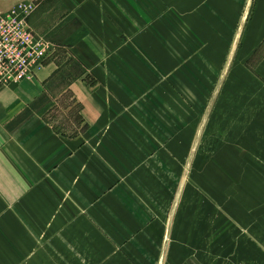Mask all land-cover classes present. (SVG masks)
<instances>
[{
  "label": "crops",
  "instance_id": "1",
  "mask_svg": "<svg viewBox=\"0 0 264 264\" xmlns=\"http://www.w3.org/2000/svg\"><path fill=\"white\" fill-rule=\"evenodd\" d=\"M29 3L32 33L67 46L72 58L0 86V264H188L187 128L171 125L165 95L139 92L154 79L141 81L133 66L125 73L124 50L135 46L104 44L120 37L107 25L122 28L124 1ZM129 18L137 31L130 37L155 39L163 18L210 43L206 53H234L228 116L264 125V0H137ZM146 46L153 56V42ZM183 47H163L165 69ZM65 101L72 105L58 126Z\"/></svg>",
  "mask_w": 264,
  "mask_h": 264
},
{
  "label": "rangeland",
  "instance_id": "2",
  "mask_svg": "<svg viewBox=\"0 0 264 264\" xmlns=\"http://www.w3.org/2000/svg\"><path fill=\"white\" fill-rule=\"evenodd\" d=\"M123 1L125 21L122 28L121 23L115 21L107 25L110 35L119 32L120 37L107 35L104 44L115 42L131 48L135 46L131 52L124 50L125 73L131 77L128 69L133 66L138 74L135 77L141 81L154 79L149 86L144 82L145 86L139 92L165 95L171 105V125L175 127L181 121L180 126L187 128L185 156L188 166L183 167V183H186L183 206L184 213L192 216L191 228L187 231V237H190L188 264H264V125L256 117L228 116V95L233 94L228 78L233 76L234 53L219 57L206 53L204 46L210 47V43L204 44L205 39L193 35L179 21L163 18V22L155 23L156 29L162 32L155 39L130 37L137 31L126 17L130 19L137 0ZM23 2L36 3L37 0H0V10L6 13ZM60 2L65 8L69 7L68 0ZM76 8L82 13L86 10V6ZM148 25L143 22L139 29ZM165 27L171 31V36L168 31L164 34ZM151 41L156 53L148 56L146 45ZM52 45L54 52L45 64L49 60H62L61 57L72 58L67 46ZM180 45H184L183 52L172 51L165 69L163 47L178 48ZM217 58L218 68L212 69L210 65ZM251 62L255 63L254 60ZM62 88L57 86L58 90ZM238 91L242 92V89L238 88ZM68 103H60L58 126L63 122ZM157 104L167 115L169 108H163V103ZM73 111L77 114L78 108L75 106ZM197 207L200 208L197 210ZM197 212L198 223L194 215ZM166 264L175 263L168 261Z\"/></svg>",
  "mask_w": 264,
  "mask_h": 264
},
{
  "label": "built area",
  "instance_id": "3",
  "mask_svg": "<svg viewBox=\"0 0 264 264\" xmlns=\"http://www.w3.org/2000/svg\"><path fill=\"white\" fill-rule=\"evenodd\" d=\"M34 10L21 3L0 13V86L15 85L33 77L54 52V46L35 36L28 26ZM45 64V63H44Z\"/></svg>",
  "mask_w": 264,
  "mask_h": 264
}]
</instances>
